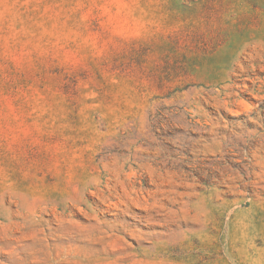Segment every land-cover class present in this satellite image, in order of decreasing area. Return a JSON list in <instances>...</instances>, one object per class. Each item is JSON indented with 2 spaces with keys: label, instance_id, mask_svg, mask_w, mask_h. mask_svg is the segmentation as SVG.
Instances as JSON below:
<instances>
[{
  "label": "rangeland",
  "instance_id": "1",
  "mask_svg": "<svg viewBox=\"0 0 264 264\" xmlns=\"http://www.w3.org/2000/svg\"><path fill=\"white\" fill-rule=\"evenodd\" d=\"M0 264H264V0H0Z\"/></svg>",
  "mask_w": 264,
  "mask_h": 264
}]
</instances>
